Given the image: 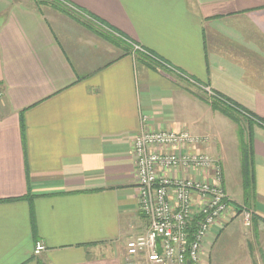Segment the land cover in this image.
I'll return each instance as SVG.
<instances>
[{"label":"crops","instance_id":"obj_1","mask_svg":"<svg viewBox=\"0 0 264 264\" xmlns=\"http://www.w3.org/2000/svg\"><path fill=\"white\" fill-rule=\"evenodd\" d=\"M0 87V264H131L142 128L208 138L229 212L207 240L224 230V264H264V0H0ZM213 95L257 119L237 128ZM221 116L252 170L236 193Z\"/></svg>","mask_w":264,"mask_h":264},{"label":"built area","instance_id":"obj_2","mask_svg":"<svg viewBox=\"0 0 264 264\" xmlns=\"http://www.w3.org/2000/svg\"><path fill=\"white\" fill-rule=\"evenodd\" d=\"M207 142L184 130L145 128L133 139L137 202L149 225L143 235L126 242L131 264H201L204 242L229 212L220 166L198 150ZM243 220L248 225L249 212H243ZM44 250L37 242L33 253Z\"/></svg>","mask_w":264,"mask_h":264},{"label":"rangeland","instance_id":"obj_3","mask_svg":"<svg viewBox=\"0 0 264 264\" xmlns=\"http://www.w3.org/2000/svg\"><path fill=\"white\" fill-rule=\"evenodd\" d=\"M220 118L218 119L221 120L219 122H224V120H226L228 125H226L227 127L225 126V129L227 131L229 128H231V125L234 128V124L232 122L223 118L222 116ZM236 127L240 129V123L237 124ZM231 130H234L232 133H235V136L233 138V136H229L228 134L224 139V135H223V138L221 140L223 145V151L221 152V155L225 156L223 160V167L225 172L227 173L226 184L228 185L229 188L234 189V192L236 193L238 191L237 187L239 186L237 184H239L241 180L242 171H243L241 165L242 158L239 157V154H242V152L240 153L239 150L240 151L243 150L242 140L244 137H242V133L240 131H237L236 129H232V128ZM224 145L226 150L225 155H224ZM248 226H250V224ZM219 231L220 232H218V229L217 231H214L213 234L215 235L213 236V238H210V240L206 239L207 242L205 241L204 248L202 249L201 252V264H224V230L223 232L221 230ZM243 231H244V239L245 240L249 239L250 241V248L248 249V253H250L251 255L253 251L251 247L252 240L249 237L251 235V228L246 227L244 228Z\"/></svg>","mask_w":264,"mask_h":264},{"label":"trees","instance_id":"obj_4","mask_svg":"<svg viewBox=\"0 0 264 264\" xmlns=\"http://www.w3.org/2000/svg\"><path fill=\"white\" fill-rule=\"evenodd\" d=\"M210 105L214 111H217L236 124L241 123V120L249 121L250 119L256 118L254 115L249 114L239 105L219 95H213L210 97ZM243 167L244 184H246L244 186L246 189H249V187L251 188L250 180L252 179V170L249 166V163H247V160H244ZM195 223V220L192 221L190 232L195 229Z\"/></svg>","mask_w":264,"mask_h":264},{"label":"water","instance_id":"obj_5","mask_svg":"<svg viewBox=\"0 0 264 264\" xmlns=\"http://www.w3.org/2000/svg\"><path fill=\"white\" fill-rule=\"evenodd\" d=\"M187 264H189V263H187Z\"/></svg>","mask_w":264,"mask_h":264}]
</instances>
